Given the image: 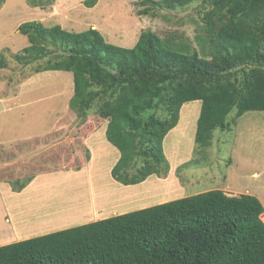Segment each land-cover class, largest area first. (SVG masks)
Wrapping results in <instances>:
<instances>
[{
  "label": "trees",
  "instance_id": "1",
  "mask_svg": "<svg viewBox=\"0 0 264 264\" xmlns=\"http://www.w3.org/2000/svg\"><path fill=\"white\" fill-rule=\"evenodd\" d=\"M193 1L142 2L173 9ZM207 1L202 34L194 36L199 50L176 33L160 38L142 30L128 48L106 42L94 28L75 32L40 21L18 26L28 45L15 54L17 61L52 54L34 72L72 75L65 116L78 118L79 138L62 155L77 160V150L85 154L81 139L105 125L106 140L119 152L110 175L134 185L168 172L163 140L183 104L200 101L194 134L200 148L215 129L229 130L245 112L264 111V0ZM140 14L156 16L149 7ZM263 211L252 194L206 190L0 245V264H264Z\"/></svg>",
  "mask_w": 264,
  "mask_h": 264
},
{
  "label": "rangeland",
  "instance_id": "2",
  "mask_svg": "<svg viewBox=\"0 0 264 264\" xmlns=\"http://www.w3.org/2000/svg\"><path fill=\"white\" fill-rule=\"evenodd\" d=\"M83 1L0 4V57L5 62L0 66V224L9 220L16 235L29 229L56 231L211 189L235 196L252 194L264 208V111L245 112L229 130L215 129L211 143L200 148L194 142L200 101L183 104L178 124L163 140L168 172L134 185L110 175L119 152L106 140L105 125L81 139L85 154L77 150V160L61 154H70L79 138L75 137L78 118L65 116L72 75L59 70L34 72L52 54L28 64L16 60L15 54L22 55L28 45L18 30L21 23L59 24L75 32L94 28L106 42L128 48L142 30L160 38L176 33L199 50L194 36L202 34L203 14L211 8L207 0L173 9H153L143 0H97L93 7ZM145 7L156 16L140 14ZM234 116L232 110L228 121Z\"/></svg>",
  "mask_w": 264,
  "mask_h": 264
},
{
  "label": "crops",
  "instance_id": "3",
  "mask_svg": "<svg viewBox=\"0 0 264 264\" xmlns=\"http://www.w3.org/2000/svg\"><path fill=\"white\" fill-rule=\"evenodd\" d=\"M104 126V125H103ZM95 131H97V130H95ZM94 131V132H95ZM94 132H92L91 134H93ZM90 134V135H91ZM34 183V182H33ZM32 183V184H33ZM31 184V185H32ZM29 188V187H28ZM25 189H27L26 187L24 188V190ZM0 193H1V190H0ZM12 194V193H11ZM229 195H231V194H229ZM116 215V214H115ZM262 218H264V211H263V213H262V216H261V219ZM86 219H90V216L88 217V218H86ZM5 221V220H4ZM42 221V220H41ZM262 221L264 222V219H262ZM87 221H85L84 223H86ZM3 226V227H2ZM68 227H70V226H68ZM3 228V229H2ZM64 228H67V226L66 227H64ZM64 228H59V229H64ZM40 229V228H39ZM59 229H56V230H59ZM31 229H29L28 231H29V233H27V234H23V235H19V233L16 235L15 233H14V230L11 228V225H10V221L8 220L7 222L5 221V223L2 225V224H0V239H3V240H1L0 241V245H5V244H9V243H12V242H16V241H19V240H24V239H27V238H29V237H34V236H38L39 234L41 235V234H45V233H49V232H52V231H54V230H47V231H45V232H39V231H37L38 229H36V232L35 231H33V230H31ZM40 231H43V230H40Z\"/></svg>",
  "mask_w": 264,
  "mask_h": 264
},
{
  "label": "bare ground",
  "instance_id": "4",
  "mask_svg": "<svg viewBox=\"0 0 264 264\" xmlns=\"http://www.w3.org/2000/svg\"><path fill=\"white\" fill-rule=\"evenodd\" d=\"M113 211V210H112Z\"/></svg>",
  "mask_w": 264,
  "mask_h": 264
}]
</instances>
